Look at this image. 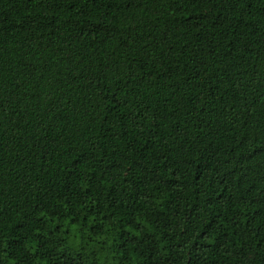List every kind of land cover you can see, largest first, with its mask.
I'll return each instance as SVG.
<instances>
[{
  "label": "trees",
  "instance_id": "16d2710c",
  "mask_svg": "<svg viewBox=\"0 0 264 264\" xmlns=\"http://www.w3.org/2000/svg\"><path fill=\"white\" fill-rule=\"evenodd\" d=\"M0 264H264V0H0Z\"/></svg>",
  "mask_w": 264,
  "mask_h": 264
}]
</instances>
